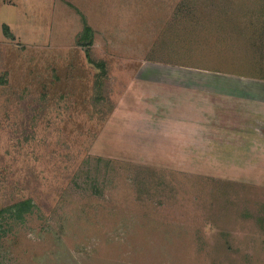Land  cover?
<instances>
[{
  "label": "rangeland",
  "instance_id": "374dc122",
  "mask_svg": "<svg viewBox=\"0 0 264 264\" xmlns=\"http://www.w3.org/2000/svg\"><path fill=\"white\" fill-rule=\"evenodd\" d=\"M258 80L264 0H0V264H264V168L204 145Z\"/></svg>",
  "mask_w": 264,
  "mask_h": 264
},
{
  "label": "crops",
  "instance_id": "0c3cea01",
  "mask_svg": "<svg viewBox=\"0 0 264 264\" xmlns=\"http://www.w3.org/2000/svg\"><path fill=\"white\" fill-rule=\"evenodd\" d=\"M213 88L228 89L225 93H218L220 98L229 96V100L218 106L222 107L219 112L221 121L212 132L209 130L204 145L209 151L225 154L222 162L226 168H264V152L256 156L264 147V80L234 81L229 86L220 84ZM227 109V119L223 120ZM216 134L218 142L215 141ZM215 145L217 149H212Z\"/></svg>",
  "mask_w": 264,
  "mask_h": 264
},
{
  "label": "trees",
  "instance_id": "16d2710c",
  "mask_svg": "<svg viewBox=\"0 0 264 264\" xmlns=\"http://www.w3.org/2000/svg\"><path fill=\"white\" fill-rule=\"evenodd\" d=\"M90 31H91V27L89 25H85V27L83 29V36L86 38H89Z\"/></svg>",
  "mask_w": 264,
  "mask_h": 264
}]
</instances>
